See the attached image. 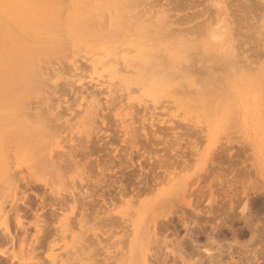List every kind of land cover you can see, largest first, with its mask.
I'll return each mask as SVG.
<instances>
[{"label": "rangeland", "instance_id": "1", "mask_svg": "<svg viewBox=\"0 0 264 264\" xmlns=\"http://www.w3.org/2000/svg\"><path fill=\"white\" fill-rule=\"evenodd\" d=\"M57 1L61 5L62 9L60 19L63 23V26L65 25L66 21V12L68 10H72V8L77 4L83 5L85 9V18L89 14L91 15L92 12L90 10H96V13L98 14L97 22L93 26L95 32L89 37V39H92V41L90 40L88 45H75L73 42H71L70 46H65L66 48H62L65 49V51L63 50L64 52H62L65 57L63 54L61 55L62 50L60 52L45 53L46 55L44 54L42 57L39 56L41 59L40 63L41 65L45 66V69L46 66L49 68L51 67L50 69L47 67V72L49 71L50 74L47 73V75H45L46 78L44 79H46L47 83L44 80L43 86L41 85L43 88L41 87L40 89L39 87L38 89L40 90L36 89L33 92L28 93V95H26L27 97H23L22 100H14L15 102L10 101L7 103L0 100V227H3L5 221L9 222L8 227L14 236L12 241L10 239L6 241L5 238L0 241V264H52L53 258L59 259L62 258V256L64 258L65 264H109L113 260L112 258L109 259L110 252H112V255H114V252L120 248L121 245L119 240H121L122 234H124L127 229V231L130 230L129 226L128 228L123 227H127L126 225L130 224L129 217L133 215V213L135 214L137 210H140V212L143 213V223L150 221L148 220L149 217L152 220L157 216L156 218L158 222L159 219L161 222V218H163V221L169 218V220H165L167 222L164 223L166 224L169 222L166 225H168L170 229H167L166 225L161 226L160 224L162 223L160 222L157 224V226L159 225L162 227L161 231H163L159 233L157 231L159 226L157 227L156 231L159 233L158 236L160 239H163L160 241V244L165 246V244H167L166 241L168 240L172 242L178 240L179 242L177 241L178 243L176 242L175 245L179 244V246L177 245L178 249H175L179 251V247L181 246L183 251H186L183 252L185 256L181 252L182 258L185 259L178 257L179 255L174 257V255L169 252L172 248H174L172 247L173 245H171L172 242L169 243L168 241V249L164 246V248L161 246L162 250L159 247V244L158 247L160 248L159 250L161 252L157 249L158 247L156 248V251H158V253H162L163 251V253H165V257L162 256L164 259H166L168 255H172L168 256L167 259L169 260L166 259L167 261L162 259L160 255V262L163 260L164 264H211L212 260H214L217 255H214L215 252L219 253L218 256H220L219 258H221V260L219 259L220 262L217 261L216 263V257L214 263L212 264H264V141H262L264 140V81H261L257 78L258 73H260L259 69L264 67L263 61H260V59L256 58L258 56L254 55L257 61H260V63L258 62L259 64L257 63V67L259 68L257 71L256 69H252L253 72L255 71L254 73L252 72L250 68L251 66H248V61V64L245 67L246 69H235L238 67L235 65L236 67L232 71L236 75V70H238L239 72L237 75H228L229 73L225 71L226 68V70L230 68L228 67L227 63L226 65L221 64V66L220 62H216L217 60H214L215 62L211 60L215 57L212 58L210 54H214L215 52L219 57H227L228 53L234 49L232 46L233 44L230 45L233 43L231 35L226 33L223 38L212 41L210 38L207 39V34V37H204L205 34L202 33V37H200V32H191V34L189 33L190 35H187L189 39L194 36L196 37L195 33H197L199 36L195 39L192 38V42L186 40V42L188 41L189 44H192L187 46L189 47V49L187 48L189 51H187L190 52L191 50V52L196 53L200 60L195 57L196 54L193 56V53L190 52L187 60L179 63L175 62L176 58L180 57L179 53H182L184 50H186V47L184 49V46L188 44L187 42V44L184 45L186 42L181 40L183 38L181 37L183 34L180 36V33H176L175 27H180L179 31L178 28H176V31L180 32L181 28L184 29L185 27H190V25H195L198 23V21L200 22L203 18H206L207 14L211 17V19L219 17L221 21L225 20L228 14L229 20L233 17V15H230L233 13H230L229 9L231 8L232 10L234 8V3H236L237 0L236 2L235 0H232L234 3L231 1L228 3L229 0H145V2L141 5L138 3L140 0H138L136 3L139 5L137 4L134 9L132 7V4H134L131 2L132 0L130 2H127V0L125 2H127V5L132 7L133 10H130L129 8L130 11L125 10L126 12L124 13L122 12L124 9L122 11L116 9L114 5L116 0ZM226 2L228 5H225ZM240 2H242V0H239V3ZM246 2L248 3L249 0ZM255 2L259 3V6ZM260 2L259 0H254L255 4L253 2H249L253 7L252 8L249 5V17L251 19L248 18L244 24H252L251 26L254 24L256 25H254L252 28L248 26L250 30L249 28H244L243 31L248 32V35H243L244 37L239 36L240 39L236 38L237 41L239 40L236 42L237 44H240L243 41V46L238 44V46L235 47V50H237L236 52H239V54L240 52L243 53V50L247 51V46H250L252 49H250V47L249 49L253 51H249L248 49V52L245 51L247 54H252L254 51L256 53L257 51L258 53H256V55H259V57L260 55L264 56V22H260L259 24L256 21L258 20L259 22V19H264V0H261ZM128 3L132 4L130 5ZM66 4H69L70 6H67ZM209 4H211L209 9L213 10L210 11L211 14H209V9L205 8L206 5L208 7ZM230 4L233 7H230ZM64 6L66 7L65 9ZM226 7H229V9ZM239 8L241 9V6ZM251 8L252 10L254 9L253 11H256L257 8L258 14L259 11L260 13L262 11V15L259 14L261 18H258L260 16L255 17V13L253 11V13L251 12ZM146 9H149L148 12L150 15L153 13L158 15V17H162L166 14L168 17L172 15L173 19H179L178 23L175 20L177 24L174 23L173 25L175 33L171 35L167 33V37H169L167 38L166 36L162 35L165 31H162V33L158 32V34L153 32V34L155 33V36L159 38H156L157 40L155 39L151 42L146 40V38L143 36L144 34H142V36L135 35L134 37L137 41L134 40L132 43L139 49H142L143 43L146 46H149L154 42L159 44L157 48L156 46L154 47L156 48L154 53H156L158 57L154 58V55H152L150 58V62L155 63V65L152 64L153 66L150 65L151 70L152 67H154V70L150 72L152 74L154 71L156 72L154 73V76L148 74L150 77L148 80V75L142 68L145 65L144 62L140 60L139 56H136V52L129 54L128 60H130L133 55H135V58L128 61L127 64L134 65L136 64L135 62H137L139 65V69H136L139 71L138 75H136L137 80L132 82L133 85L132 83H129L124 86L122 83V87H120V83H118V85L116 83L115 87L112 85V83L115 82L114 80L118 81L119 78L117 79V77L119 76L111 78L108 71H103L101 69L96 71L92 68L91 71L90 66H92V60L94 59L91 58L94 53L91 48H93L95 51H99L101 50V47H103L104 42H112V44L115 45H122L121 48L129 47L128 44H124V41L126 40V38L123 37L124 33L122 35L120 34L122 33L120 28H128L125 26V24H123V22L119 24L118 27L117 24L119 23V20L122 19L121 21L126 22V24L127 21L130 23V29H133V32L130 33H135L136 30L139 31L140 29L135 17L143 14L144 10L146 11ZM207 9L208 11H206V13H200ZM214 9H216L217 13ZM120 11L122 14H119ZM194 12L198 13L196 14V18H194L193 21L189 23H184L183 21L179 22L183 18L182 16L185 14L186 16H195ZM200 14L203 15L200 16ZM212 14L217 16H213ZM223 17H225V19ZM104 19H106L107 22H104ZM169 19H171V17ZM98 20L101 21L98 22ZM152 20L155 21L156 17H154ZM1 21H3V18L0 16V22ZM113 21L116 24H114ZM255 21L256 23H254ZM129 23L127 25H129ZM103 24H105V26L102 28ZM257 24L259 25V28L257 27ZM95 25L98 28L95 27ZM257 28L261 31H259ZM167 30L171 29L169 28ZM118 31H120V33ZM223 31H225V29H223ZM192 33L194 36H191L193 35ZM174 34L176 36L179 34L178 37L181 41L178 38H174ZM111 35H116V37L121 36V38L119 37L120 39L118 38V40H116L114 37L113 41H108V39H113V36ZM169 35L173 37H170ZM255 36L257 38H255ZM247 37L248 39H246ZM174 39H176V41ZM185 39L187 38H184V40ZM256 39H258V41L261 39L262 40L261 42H258ZM252 40L254 41L252 42ZM224 41L225 43L229 42V45H226ZM250 42L253 44H250ZM194 44L198 46L196 48H192ZM200 45L202 48H198ZM210 46L213 48L214 52L209 51L211 48ZM239 46L240 48L243 47L244 49H239ZM197 48L199 49V52L202 50L203 53L200 52L201 56L196 50L192 51L193 49ZM206 51L211 52L209 56L207 55L208 53ZM68 54L69 56H67ZM203 54H205V56L207 55L211 62H208L207 64L206 61L209 59H204L205 56H203ZM241 55H243L242 58L245 59V54ZM254 56L252 55V58L250 56L251 61L253 60ZM75 57L80 61H77L78 59L74 60ZM86 57L88 58L86 59ZM240 57L236 59L239 60ZM256 59L255 62H257ZM262 59L264 60V58ZM73 60L77 61L76 66L79 65V68L82 66L81 69H75ZM157 60L161 62L159 63L160 65H156ZM240 60L243 62L245 61L242 59ZM86 63L89 64V71L87 69L88 66L86 67ZM190 63H194L193 66L192 64L190 65ZM204 63L205 65H203ZM213 63H215L214 66L212 65ZM238 63L240 62L238 61ZM253 65H255V63ZM253 65L252 67H254ZM206 66L208 67L207 70ZM209 66H212V68L210 69ZM223 66L227 67L224 68ZM146 67L148 66L146 65ZM247 67L251 70L253 76H251L252 73H250ZM57 68L63 71L60 70L59 73H56L59 71ZM162 68H164L165 71ZM51 69L53 70V73L55 72L56 74L51 75ZM161 69L163 72L168 71L171 74L172 78L170 79L172 80L173 85L171 90L168 92L164 90H158L157 96L153 98L149 95L148 88L152 84L153 79H155V77L158 76V73L162 71ZM209 69L211 71H208ZM216 70L219 73H217ZM73 71L76 73L80 72L81 74H84V71L87 72L83 76L78 74L77 79L74 77L76 73L74 74ZM206 71H208L207 74L205 73ZM210 72L217 76L218 74H221V77L224 76V72H226L225 75L229 76V78L227 76L226 78L222 77L224 82L223 79H221L222 81L219 80V82H217L218 84L216 83L217 85L214 83V86L210 84L211 82H209V80H205L207 78L210 79V75L208 76ZM98 74H101V76ZM177 74L179 77L174 78V75ZM50 75L52 77H50ZM47 76L50 77L48 81ZM250 77H252V79H249ZM230 78L233 79L230 80ZM200 80H202V82H199ZM106 81H108L106 87H108V85L114 87V90L111 88L112 92L109 91L110 87L106 89ZM143 82L146 85H144ZM220 82L222 84H220ZM202 83L210 85H206V87L204 86L205 84L203 85ZM136 84L144 87L138 88ZM225 84L227 87L229 86V89L224 88ZM220 85L224 86L220 87ZM123 87H125V90ZM130 87L132 89L136 87L137 91H134L136 90L135 88L133 90L134 92H129ZM213 88H215V90H213ZM223 88L225 90L227 89L226 94ZM189 90L190 92L193 90V93L188 92ZM205 90H210L209 92L212 93L209 99L212 98V101H216H209L208 97L206 96L207 91ZM176 91L178 92L175 93ZM230 91L231 93H229ZM127 92L128 95L126 96ZM180 92L184 97L182 95H177L178 93L180 94ZM184 92H186L188 95L186 96ZM227 92L229 95H227ZM209 94L210 93H208V96ZM225 100H227V102L230 104V107L228 108L229 111L227 110L228 112H224V110H222ZM251 100H256L255 102L252 101L255 103V105L251 103ZM162 101L164 104H162ZM227 102L226 106L228 104ZM159 103L162 107H160ZM208 103H210L209 107ZM149 104H151V108L148 106ZM7 105L9 106L7 107ZM85 107H90V110L95 108L97 109V114L93 116L95 122H90V118H85V113H82L83 116H80V111L84 110ZM211 107L213 108L211 109ZM168 108H170V110ZM78 116L81 119L78 118ZM77 119L79 122H76ZM83 122H86V127L88 128L87 130L90 131L92 136L91 143L88 145V148L91 150L92 154L90 155L89 159L90 163L87 164L86 167L83 166L86 159L81 155H76V152L74 153L76 155L75 156L72 152L74 151L72 149H74L75 143H78L77 140H79V134H71V131L74 130V132H76L79 124L83 125ZM87 123L89 125H87ZM69 124H72L74 127L71 131L69 127L72 129V126ZM91 126L93 127L92 129ZM35 130L41 131V137L38 138L37 142L34 141L32 144H30V138L32 137V134L35 133ZM74 135V140L76 142L69 141L72 136L74 137ZM84 137L83 139L87 140ZM58 143L61 144L62 148H58L56 146ZM82 143L85 144L84 141ZM31 146L33 147L31 148ZM51 149H55V151L57 150L56 153L58 154L54 155L53 153L54 156H60L57 159L56 157H53V162L48 160V158H45ZM70 149L72 151H70ZM59 150L61 154H59ZM32 151H34V154L37 155V159H42V162L38 163L39 166L38 164H35L33 169H29V167L34 162V160H32V156H34L31 153ZM71 153L74 155V157L71 155ZM62 154L65 155L61 156ZM70 155L72 158H76V160L73 159L72 161V158L69 157ZM65 156H68L67 158H70L71 160L65 159L69 162L64 161L63 157ZM159 159H166V162L170 159L175 160V162H172V160L170 161L171 167H169V163L167 165L168 170L172 171V173L174 172V176L172 175V178L174 179L170 181V178L167 176L164 178L163 184L164 168L159 169V164H156V169L155 167L153 168V166L152 169L150 167L151 163L152 165L154 163V166H156L155 163L158 162ZM58 160L60 163L57 162ZM177 160L179 161L178 163H180V165L177 163ZM97 161L100 162L99 164L108 161V168L113 171H117L118 175H121L122 172L125 175L127 173L129 174V172H133L132 174H135H129L130 177H133L134 179H130L129 175L125 176L126 178H129V180L128 178L123 180V184H127L128 186V188L125 186L127 188L126 192L127 190L131 191L130 193L127 192L129 193L128 195L127 193L126 195L124 194V196L118 195V198L113 200L115 205H109L111 200L108 202L107 198L106 200L108 204L106 205L102 200V197L98 196L100 193H102V190L111 185V180H115L116 176L106 174L103 178L100 169H103L104 166H97ZM171 164L177 165L176 168L172 167ZM208 167L210 170H208ZM10 168H12L13 171ZM5 170H7L8 173H6ZM159 170H161L162 173H159ZM11 171L15 174L13 175ZM207 172L208 175L210 172V177H207ZM9 174L13 175V178L9 177ZM32 174H35L37 177L44 178L47 181V185H41L39 189H36L35 184L33 185L34 180L31 179ZM160 174H162V176ZM28 175L31 176L29 177ZM154 175H159L160 178H157L158 176L155 178ZM100 176L102 180H105L106 184L102 190L100 189L95 191L94 196L92 197L89 194L90 192L93 193V181L98 179ZM81 177H83V179H81ZM143 177L149 179L142 180L145 179ZM153 178L156 179L155 181L157 183ZM142 181H148V185L151 184V186H147L146 184V187L151 188L149 191H147L148 189H142V186L138 189L132 190V187L134 186H145L143 183L146 182ZM173 183L175 184L173 185ZM188 183L190 185H188ZM117 184L118 182L116 185ZM30 185H33L35 189H33V187ZM198 185L199 190H196L195 187ZM200 185L201 188L202 185H205V187L203 186L205 189V193L203 192L204 194L201 193L204 191V189H201V191ZM210 186L214 191V202L211 206L213 207V204H215L216 209L211 207L210 210H213V213L209 211V214H205L204 212L208 210L207 207H210L208 204L210 194H207L206 196V192H209V190L206 188ZM216 186L217 188L222 186L220 193L219 191L217 192V189H214ZM220 187L218 190H220ZM137 190H145V192L143 191V194L141 192V194L137 192V194L141 195L138 197V195L135 194ZM69 191H75L74 195L77 199V207L75 208H72L74 204V198H72L73 196L68 193ZM194 191H196V193H200L201 196L199 194L197 195L201 198L197 197V195L195 196ZM56 192L68 196L67 199H69V204L64 206L63 213H60V210L58 209L56 212L57 214L52 215L55 205L51 203V200L54 199L53 195ZM114 192L115 191L112 193ZM191 192H194V195ZM221 193L224 194V197ZM104 194L107 196V192ZM191 194L197 198L192 197ZM202 195H204V198ZM43 196L45 197L44 203L42 202L41 198ZM136 197L137 199H135ZM170 198L171 201L176 198L178 199L176 205L173 203L176 201L174 200L171 202ZM195 199H197V201L204 200V203L202 202L199 204V202H197ZM150 200L156 201L157 204L155 207H158V203H160V207L156 208L155 212L152 213L151 216H149L150 211L145 212L141 207V203H145ZM189 200H191L192 204L196 203V206L197 204L198 206H189L187 204ZM82 201L85 202L83 206L81 205ZM231 202L233 205L230 208L229 205ZM247 202L249 203L250 208L248 207ZM16 203L20 205L18 206ZM245 203H247L248 212L245 211L247 215L244 213L246 216H243L241 207ZM162 204H166V206L164 207ZM180 204L182 205V208L179 211H176L175 208L177 207L178 209V207L181 206ZM161 205L164 207V209ZM170 205L172 206L171 208ZM3 206H5L6 209H4ZM14 207H16L15 209L18 210H16L17 212H20L19 218H17V212L15 213L13 210ZM108 207H111L110 210H112V214H109L110 210ZM202 207L206 208L200 213L199 209ZM2 208L6 212H4ZM173 209L175 210L174 215L171 212ZM182 209H184L185 212H182ZM176 212H180V215L184 214L183 216L187 214V217L185 216V219H183L184 217L181 218ZM3 213L5 214L4 216ZM7 213L8 218L5 220ZM111 215L113 217L115 216V218L112 219L114 222H111L109 219V216ZM166 215H173L171 216L172 220H170V217H167ZM206 216L211 217L206 218ZM138 217V214L135 215V218ZM246 217L247 219H245ZM178 218L183 221H180ZM249 218H251L250 222ZM125 219L129 220V222H125ZM205 219L207 220L206 223ZM216 219H222V226L220 225L219 220ZM185 220L190 223V227L194 225L192 226L193 228H191V230L189 229L190 232L186 229V227L184 228L185 225L183 222H185ZM18 221H22V224H18ZM249 223L251 224L249 225ZM169 224L171 225L169 226ZM216 224L219 227L215 228ZM163 227H165V231L163 230ZM213 228L215 229L213 230ZM176 229L178 231H176ZM215 230L216 232L219 230L218 233L220 232V236L215 232ZM0 231H2L1 228ZM176 232H178L177 235ZM191 232H193L192 235ZM166 233H168V237ZM211 235L214 237L213 239L215 242ZM209 238L213 240L211 243H209ZM216 240L218 241L216 242ZM123 243L124 242H122V244ZM216 243L217 245L215 246ZM195 245L196 249L194 248ZM2 250L6 253L5 256L1 255ZM198 251L202 253V255H200ZM220 251H222V253ZM193 252L196 254L195 256L193 255ZM203 253L206 255L203 256ZM211 254H213V257H210ZM60 255L61 257H59ZM197 255L203 259L206 257L208 258V256L210 258L208 260L205 259L207 261L203 263L205 260L198 257L196 258ZM190 259L191 261H189ZM58 263H61V261L59 260ZM112 264H117V262H112Z\"/></svg>", "mask_w": 264, "mask_h": 264}, {"label": "bare ground", "instance_id": "2", "mask_svg": "<svg viewBox=\"0 0 264 264\" xmlns=\"http://www.w3.org/2000/svg\"><path fill=\"white\" fill-rule=\"evenodd\" d=\"M62 1V0H61ZM64 1V0H63ZM65 1H67V0H65ZM125 1H127V0H116V2H115V7H116V9H118V10H123L124 9V11H122L123 13L124 12H126L125 10H127V11H130V10H133L136 6H137V4L139 3L140 5L142 4V3H144L145 2V0H140V2H138V0H128L127 2H132V3H134V4H132V3H128V4H132L133 6V9H132V7H130L129 5H127V2H125ZM180 1V0H179ZM212 1V0H211ZM225 1V0H224ZM223 1V2H224ZM233 2L234 3V1H232V0H229L228 1V3L229 2ZM241 1V0H240ZM246 1H248V0H242V2H240L239 3V0H237V2H236V0H235V2L237 3H234V8L231 10V8L229 9V7H226V8H228L229 9V12L230 13H233V14H230V15H233V17L231 18V19H229L228 20V14L227 13H229V12H227L226 14H227V18L225 19V17H223L225 20H222L221 21V19L219 18V17H215V18H213V19H211V17L210 16H208V14H207V17L206 18H203L200 22L198 21V23H196L195 25H190V27H185L184 29H182L181 28V30H180V32H178L179 31V28L178 27H175V32L176 33H180V36H181V34H183L181 37H183L181 40L182 41H185L186 42V40H189V41H191L192 42V38H196V37H198L199 35H201L200 37H202V33L203 34H205V36L204 37H207L208 36V38L207 39H212V41L214 40H219V38L221 39V38H223V36L224 35H226V33H228L229 35H231V37H232V41H233V43H231L230 45H232L233 46V48L234 49H232V51H230L229 53H228V56L226 57H219V56H217V53H215L214 52V50H213V48L211 47L210 49H209V51H211V52H214V54H212L211 52H208V51H206L208 54V56H209V54H210V56L212 57V58H216V56H217V58L215 59H211L212 61H216V62H220V65L221 64H224V65H226V63H227V65H228V67H230L228 70H226L225 69V71L227 72V73H229L228 75H230V74H232L233 76H236L237 75V73L239 72L238 70H242L243 68L244 69H246L245 67L247 66V64H248V61H249V64H248V66L251 68V70L252 69H256V71H257V69H259L258 67H257V65L260 63V61L262 60L263 61V65H264V60L262 59V58H264V56H261L260 55V57H259V55H256V53H258L257 51H256V53H255V51L251 54V53H246V52H248V49H249V47L247 46V51L246 50H243L244 52L243 53H241L240 52V54H239V52H236L237 50H235V47L236 46H238V44L236 43V42H238L237 41V39L239 38V36L240 37H242L243 35H248V32H245V31H243V29L244 28H249V27H254V25H256V24H254V23H256V21H257V23H259L260 24V22H264V21H262V20H264V19H262L261 18V16L259 15V14H261L262 13V11H261V13H260V11H259V14L257 13V8H256V11H253L252 10V5H250V3L249 2H253L254 3V0L253 1H250L249 0V2L247 3ZM258 1V0H257ZM261 0H259V2H260ZM87 2V1H86ZM136 2H138V3H136ZM91 3V2H90ZM136 3V4H135ZM228 3L226 2V4L225 5H228ZM257 5L259 4V3H257V2H255ZM254 3V4H255ZM261 3V2H260ZM64 4V3H63ZM69 4L71 5V3L69 2ZM69 4H66L67 6L69 5ZM138 4V5H139ZM214 4V3H213ZM232 4V3H231ZM230 4V7L232 6ZM237 6H236V5ZM241 4V5H240ZM65 5V6H66ZM69 5V6H70ZM88 5V4H87ZM210 5V6H209ZM208 5V7H207V5H206V7L205 8H208L209 9V7H211V4H209ZM223 5V4H222ZM252 7L251 8V12L253 11L254 13H255V17H257V16H260V17H258V18H261V19H259V22H258V20H256L253 24V26H251V25H247V23H246V25L244 24L246 21H247V19L249 18V19H251L250 17H249V12H250V10H249V7L250 6ZM264 5V4H263ZM64 6V9L66 8ZM241 6V9L239 8V7ZM259 6V5H258ZM107 7V6H106ZM222 7V6H221ZM233 7V6H232ZM128 8V9H127ZM129 8H130V10H129ZM213 8H214V6H213ZM208 9L207 10H202L203 12H200V13H206V11H208ZM223 9V8H222ZM227 9V10H228ZM84 7H83V5H81V4H77V5H75L73 8H72V10H68L67 12H66V18H65V25L63 26V23H62V21H61V19H60V15H61V11H62V9H61V5L59 4V2L57 1V0H0V16L3 18V21H1L0 22V100H2V101H4V102H10V101H12V102H15L14 100H19V99H21L22 100V98L23 97H25L26 95H28V93H30V92H33L34 90H36V89H38L39 87H40V89H41V87L43 86V84H44V80H45V82H46V79H44V78H46L45 77V75H47V73H49L50 74V72L48 71L47 72V67L48 66H46V69H45V66L44 65H41V59L39 58V56H41L42 57V55H44L45 53L47 54V53H50V52H60L61 50V55L63 54L62 52H64L65 51V49H62V48H66L65 46H70L71 45V42H73L75 45H88L89 44V42H90V40L92 41V39H89V37L91 36V35H93L94 34V32H95V29H93L94 27V24L97 22V13H96V10H90L92 13H91V15L89 14L86 18L84 17L85 16V12H84ZM149 10V9H148ZM148 10L146 9V11L144 10V12H143V14H141L140 16H136L135 17V19H136V21L138 22V26H139V31L138 30H136L135 31V33H130V32H133V29L131 28L130 29V23L127 21V24L129 23V25H127L126 24V22H124V21H121V20H119V23L117 24V27H118V25L119 24H121L122 22H123V24H125V26L128 28V29H125V28H120V30L122 31V33H120V31H118L121 35L123 34V37L124 38H126V40L124 41L125 43L124 44H128L129 45V47H126V48H121L122 47V45H115V44H112V42H109V43H107V42H104V45H103V47H101V50H99V51H95L93 48H91L92 49V51H94V53H93V55L91 56V58H94L93 60H92V66H90V68H91V71H92V68L94 69V70H96V71H98V70H103V71H108V73H109V76L111 77V78H113V77H115V76H119V77H117V79L119 78V82L118 81H116V80H114L115 82L114 83H112V85H116V83H117V85H118V83H120L119 85H120V87H122V83L124 84V86L126 85V84H129V83H132V82H134V81H136L137 80V76L136 75H138V70H136V69H139V65L137 64V62H135L136 64H134V63H132V64H134V65H130V64H127L128 63V61H130V60H132L133 58H135V55H133L131 58H130V60H128V58H129V54H132V53H135L136 52V56H139V58H140V60L141 61H143L144 62V66L142 67L143 68V70L146 72V74L148 75V74H150L151 76H154V73L156 72V71H154L153 72V74L151 73L152 72V70H154V67H152V70L150 69V67L151 66H153L152 64H154L155 65V63L153 62H150L151 60H150V58L152 57V55H154V58L155 57H158L157 55H156V53H154V51H155V49L157 48V46H159V44L158 43H151L149 46H146L144 43H143V45H142V49H139L138 47H135L134 46V44L132 43V41H137L136 40V38L134 37L135 35H141L142 36V34H144L143 36L146 38V40L147 41H154L156 38L158 39L159 37H157V36H155L156 34H158V32L159 33H162V31L164 32L162 35H164V36H168L167 35V33L168 34H173V33H175L174 32V27H173V25H174V23L175 24H177L178 23V20L179 19H173V16L171 15V16H169L168 17V15L166 16V14L165 15H163V16H165V17H158V15H155V14H149V12H148ZM215 11H216V9H214ZM218 10V9H217ZM260 10H261V8H260ZM119 12V14L121 13L122 14V12ZM210 11H213L212 9H209V14H211V12ZM219 11V10H218ZM112 12H113V10H112ZM199 12V11H198ZM197 12V13H198ZM252 12V13H253ZM65 13V12H64ZM64 13H63V15H64ZM196 12H194V15L195 16H193V15H188V16H186V14L184 15L185 16V18H184V16H182L183 18V20L181 19V21H179V22H184V23H189V22H191V21H193L194 20V18H196V14H197ZM213 14H215L214 12H212ZM216 13H217V11H216ZM223 13V12H222ZM222 13H221V15H222ZM191 14V13H190ZM193 14V13H192ZM203 14H200V16H202ZM212 14V15H213ZM225 14V13H224ZM62 15V16H63ZM199 15V14H198ZM198 15H197V17H198ZM211 15V16H212ZM262 15V14H261ZM160 16V15H159ZM213 16H217V15H213ZM154 17H156V20L155 21H153L152 19L154 18ZM158 17V18H157ZM171 17V19H169ZM252 17V16H251ZM122 18H123V16H122ZM169 20H168V19ZM177 18V17H176ZM179 18V17H178ZM181 18V17H180ZM106 19H107V16H106ZM106 19H104V22L106 21L107 22V20ZM177 21V23H176V21ZM255 20V19H254ZM261 20V21H260ZM101 20H98V22H100ZM114 22V21H113ZM113 22H112V24H113ZM221 23H224V24H221ZM250 23V22H249ZM114 24H116L115 22H114ZM113 24V25H114ZM122 24V25H123ZM180 24H182V23H180ZM264 24V23H263ZM258 25V24H257ZM103 26H105V24H103L102 25V28H103ZM172 26V27H171ZM249 26V27H248ZM95 27H97L96 25H95ZM167 27H169L171 30H167V29H169V28H167ZM258 28H259V25L257 26ZM263 27V26H262ZM98 28V27H97ZM176 28H178V31H176L177 29ZM256 28V27H255ZM254 28V29H255ZM257 28V29H258ZM223 29H225V31H223ZM256 29V30H257ZM249 30H250V28H249ZM259 30V29H258ZM259 31H261V30H259ZM106 32V31H105ZM129 32V33H128ZM153 32H156V34L154 33L153 34ZM187 32V33H186ZM191 32H200L201 34H197V33H195L196 34V37L194 36V34L193 35H191V36H194V37H192L191 39H189L188 38V36L187 35H190L191 34ZM250 32V31H249ZM253 32V31H252ZM251 32V33H252ZM257 32V31H256ZM139 33V34H138ZM152 33V34H151ZM185 33H186V35H185ZM190 33V34H189ZM251 33H249V34H251ZM262 33H263V30H262ZM206 34H207V36H206ZM161 35V36H162ZM169 35V36H170ZM255 35L257 36V34L255 33ZM111 36H113V39H108V41H110V40H114V37H115V39L116 40H118V38L120 37L121 38V36H117L116 37V35H111ZM159 36V35H158ZM174 36V38H178L179 39V34H177V36L174 34L173 35ZM173 36H170V37H173ZM187 36V37H186ZM255 36V38H257ZM261 36V35H260ZM99 37V36H98ZM227 37H228V35H227ZM244 37V36H243ZM246 37V36H245ZM249 37H250V35H249ZM252 37V36H251ZM258 37H259V35H258ZM100 38V37H99ZM98 38V39H99ZM112 38V37H111ZM119 38V39H120ZM167 38H169V37H167ZM184 38H187V39H185L184 40ZM237 38V39H236ZM260 38V37H259ZM258 38V39H259ZM262 38V37H261ZM97 39V40H98ZM156 39V40H157ZM193 39V40H194ZM206 39V38H205ZM226 39V38H225ZM235 39H236V41H235ZM240 39V38H239ZM245 39V38H244ZM243 39V40H244ZM246 39H248V37L246 38ZM250 39V38H249ZM252 39V38H251ZM258 39H256V41H258ZM115 40V41H116ZM145 40V41H146ZM175 41H176V39H174ZM180 40V39H179ZM180 40V41H181ZM197 40V39H196ZM262 40V39H261ZM261 40H259L258 42H261ZM201 41V40H200ZM235 41V42H234ZM250 41V40H249ZM254 40H252V42H253ZM188 42V41H187ZM187 42L186 43H184V45H186L187 44ZM220 42V41H219ZM227 42V41H226ZM230 42H231V40H230ZM241 42V41H240ZM243 42V41H242ZM241 42V43H242ZM252 42H250V44L252 43ZM257 42V43H258ZM180 43H182V42H180ZM224 43H225V41H224ZM239 44L240 46L242 45L243 46V43L242 44ZM245 43V42H244ZM256 43V44H257ZM146 44H148V43H146ZM191 44V43H190ZM189 44V42H188V44L186 45V46H184V49H185V47H186V50H184L182 53H179V55H180V57L179 58H176V60H175V62L176 63H179V62H182V61H184V60H187V57H189V53L191 52V50H190V52H188L189 50V47H187L188 45H190ZM198 44V43H197ZM226 45H229V42L228 43H225ZM234 44H236V45H234ZM253 44V43H252ZM192 45V44H191ZM255 45V44H254ZM156 46V48H154ZM198 46V45H197ZM195 44H194V46L192 47V48H196L197 47ZM240 46L238 47L239 49H242L243 47H241L240 48ZM257 46V45H256ZM134 47V48H133ZM70 48V47H69ZM188 48V49H187ZM198 48H202V46L200 45ZM197 48V49H198ZM229 48H230V46H229ZM232 48V47H231ZM237 48V49H238ZM258 48V47H257ZM264 48V47H263ZM197 49H193L192 51H197V52H199V49L197 50ZM212 49V50H211ZM219 49V48H218ZM238 49V50H239ZM244 49V48H243ZM246 49V48H245ZM250 49H252V47H250ZM249 49V51H253V50H250ZM64 50V51H63ZM68 50V49H67ZM181 50V49H180ZM188 50V51H187ZM229 50V49H228ZM254 50H256V49H254ZM71 51V50H70ZM240 51V50H239ZM242 51V50H241ZM246 51V52H245ZM259 51V50H258ZM260 51H261V49H260ZM259 51V52H260ZM188 52V53H187ZM200 52L201 53H203L202 52V50H200ZM198 53L199 55L201 54V53ZM231 52H233V53H231ZM70 53V52H69ZM191 53H193V56L196 54V53H194V52H191ZM238 55H237V54ZM255 53V54H254ZM45 54V55H46ZM66 54V53H65ZM158 54V53H157ZM241 54H245L244 55V58L245 59H243L242 58V56L243 55H241ZM249 54H250V56H251V58H252V55L254 56H258V57H256V58H258V59H260V61L258 60L257 61V59L255 58V56L253 57V60L251 61L250 59V56H249ZM259 54H261V53H259ZM59 55H60V53H59ZM64 55V54H63ZM156 55V56H155ZM159 55V54H158ZM188 55V56H187ZM205 56V54H203V56H205L204 57V59H209L210 60V58L208 57V56ZM240 55H241V57H240ZM248 55V56H247ZM67 56H69V54L67 55ZM192 56V55H191ZM192 56V57H193ZM201 56V55H200ZM64 57H65V55H64ZM195 57H197V54H196V56ZM229 57V58H228ZM240 57V59H242V60H245L244 62L243 61H241L240 59L238 60V59H236V58H239ZM262 57V58H261ZM88 57H86V59H87ZM202 58V57H201ZM256 59V61L257 62H255V59ZM76 59H78V58H76L75 57V59L74 60H76ZM192 59V58H191ZM197 59H199L200 60V58L199 57H197ZM204 59H202V60H204ZM73 60V62H74V64H75V69H78L79 67V65H77L76 66V62L77 61H80L79 59L77 60V61H74ZM206 61L207 62V64H208V62H211V60L210 61ZM214 61V62H215ZM238 61L240 62V63H238ZM241 62H242V64H244V65H242L241 64ZM259 62V63H258ZM141 63V62H140ZM157 64L156 65H158L159 63H161V62H159L158 60H157V62H156ZM230 63V64H229ZM246 63V64H245ZM255 63V65H253ZM258 63V64H257ZM88 63H86V67H87V69L89 68V64L87 65ZM192 63H190V65H191ZM194 64V63H193ZM193 64H192V66H193ZM214 64L215 63H213L212 65L214 66ZM217 64V63H216ZM219 64V63H218ZM239 64H240V66H239ZM72 65V64H71ZM146 65L148 66V67H146ZM151 65V66H150ZM160 65V64H159ZM183 65H184V63H183ZM203 65H205V63L203 64ZM210 65H211V63H210ZM235 65H237L238 67H236ZM252 65L255 67H252ZM43 66H44V68H43ZM222 66V65H221ZM231 66H232V69H231ZM242 66H244V67H242ZM72 67V66H71ZM82 67V66H81ZM81 67L79 68V69H81ZM85 67V68H86ZM207 67V66H206ZM210 67V69L212 68V66H209ZM224 67V66H223ZM225 67H227V66H225ZM224 67V68H225ZM236 67V68H235ZM44 70H43V69ZM51 68V67H50ZM49 67H48V69H50ZM60 68V67H59ZM199 68H201V67H199ZM214 68V67H213ZM223 68V69H224ZM238 69V70H236L237 72H236V75L233 73V69ZM264 68V67H263ZM259 69V71H260V73H258V75H257V78L259 79V80H261V81H264V69ZM54 69H56V68H54ZM58 69V68H57ZM73 69V68H72ZM83 69V68H82ZM86 69V70H87ZM164 71H165V69L164 68H162ZM161 69V70H162ZM208 69V67L206 68V70ZM208 70V71H211V70ZM216 69H217V67H216ZM247 69H249L248 67H247ZM52 70V69H51ZM50 70V71H51ZM59 70V69H58ZM57 70V71H58ZM61 70V69H60ZM60 70L58 71V72H56V73H59L60 72ZM66 70V69H65ZM90 69H88V71H89ZM161 70H158V71H161ZM163 70L161 71V72H157L158 73V76L157 77H155V79H153V81H152V84L150 85V87L148 88V91H149V95L150 96H152L153 98H155L156 96H157V91L158 90H164V91H170L171 90V88H172V80L170 79V78H172L171 77V74L168 72H163ZM187 70V69H186ZM199 70H202V69H199ZM205 70V69H204ZM218 70V69H217ZM217 70H216V72H217ZM220 70V69H219ZM251 70L249 69V71H250V73H252L253 72V70H252V72H251ZM61 71H63V70H61ZM67 71V70H66ZM151 71V72H150ZM208 71H206L205 73L207 74V72ZM229 71V72H228ZM235 71V70H234ZM74 72V71H73ZM80 72H81V70H80ZM76 73V72H74V74L76 73V75H74V77H78L77 75L79 74H81V73ZM87 71H84V74H81V76H83V75H85V73H86ZM185 72V71H184ZM226 72H224L225 74H226ZM255 72V71H254ZM253 72V73H254ZM55 72L53 73V70L51 71V75H54V74H56ZM63 73V72H62ZM204 73V74H205ZM214 73H215V71H214ZM212 74L211 72L208 74V76H209V78L210 79H205V80H209V82H211L210 84L211 85H214L215 86V84L217 83V82H219V80H221V79H223L222 77H224V78H226V76L227 75H225L224 73H222V74H224V76H220L221 74H218V76L217 75H215V74ZM217 73H219V72H217ZM253 73H252V75L251 76H253ZM48 74V75H49ZM182 74V73H181ZM50 75V77H52ZM99 76H101V74H98ZM147 75H146V78H147ZM250 75V74H249ZM173 76V75H172ZM176 76V77H175ZM207 76V75H206ZM50 77H48L47 76V81L50 79ZM86 77V76H85ZM97 77V76H96ZM177 77H179L178 76V74L177 75H174V78H177ZM205 77V76H204ZM228 78H229V76H227ZM232 77V76H231ZM95 78V77H94ZM78 79V78H77ZM101 79V78H100ZM99 79V80H100ZM148 80L150 79V77H149V75H148V78H147ZM202 79V78H201ZM231 79H233V78H230V80ZM249 79H252V77H250ZM102 80H103V78H102ZM101 80V81H102ZM110 80H112V79H110ZM234 80H236V79H234ZM174 81V80H173ZM222 81V80H221ZM43 82V83H42ZM103 82V81H102ZM107 82L108 81H106V84L105 83H103V84H105V87L107 86ZM199 82H202V80H200ZM206 82V81H205ZM223 82H224V79H223ZM247 82H251V81H247ZM260 82V81H259ZM42 83V84H41ZM47 83V82H46ZM206 83H208V82H206ZM215 83V84H214ZM139 84V83H138ZM143 84H144V82H143ZM203 85L205 84V83H202ZM209 84V85H210ZM218 84V83H217ZM216 84V85H217ZM220 84H222L221 82H220ZM250 84V83H249ZM255 84V83H254ZM42 85V86H41ZM132 85H133V83H132ZM137 85V84H136ZM144 85H146V84H144ZM192 85H193V83H192ZM207 84H205L204 86H206ZM209 85H207V86H209ZM259 85V84H258ZM257 85V86H258ZM182 86V85H181ZM206 86V87H207ZM224 85H220V87H223ZM248 86V85H247ZM254 86V85H253ZM261 86V85H260ZM104 87V88H105ZM108 87H110V90L109 91H111L112 92V90H111V88H113V90H114V87H111V86H109L108 85ZM108 87H106V89H108ZM116 87V86H115ZM118 87V86H117ZM132 87V86H131ZM130 87V90H129V92H136L137 91V88H136V90H134L135 88H131ZM134 87V86H133ZM137 87L138 88H143L144 86H139V85H137ZM216 87H219V86H216ZM235 87V86H234ZM43 88V87H42ZM125 87H123V89H124ZM224 88H227V89H229V86L227 87L226 86V84H225V86H224ZM223 88V89H224ZM249 88V87H248ZM250 88H251V86H250ZM249 88V89H250ZM259 88V87H258ZM261 88V87H260ZM264 88V87H263ZM40 89H38V90H40ZM209 89V88H208ZM227 89L225 90V94H226V91H227ZM120 90V89H119ZM125 90V89H124ZM134 90V91H133ZM178 90V89H177ZM213 90H215V88H213ZM220 90H221V88H220ZM179 91V90H178ZM178 91H176L175 93H177ZM192 92H190V90L188 91V92H190V93H193V90H191ZM205 91H207V94H206V96L208 97V99H209V97H211V93L212 92H209L210 90H205ZM212 91V90H211ZM223 91V90H222ZM253 91V90H252ZM258 91V90H257ZM260 91V90H259ZM182 92V91H181ZM181 92H180V94L178 93L177 95H182L183 94V92H182V94H181ZM195 92V91H194ZM199 92V91H198ZM197 92V93H198ZM214 92V91H213ZM189 93V94H190ZM208 93H210L209 94V96H208ZM229 93H231V91L229 92ZM250 93V92H249ZM184 94H186V96L188 95L186 92H184ZM196 94V93H195ZM201 94V93H200ZM128 95V92H127V94H126V96ZM132 95V94H131ZM227 95H229L228 94V92H227ZM227 95H223V96H227ZM238 95V94H237ZM249 95H252V94H249ZM183 96V95H182ZM218 96H221V95H218ZM27 97V96H26ZM184 97V96H183ZM194 98V97H193ZM223 98H226V97H223ZM252 99V98H251ZM258 99V98H257ZM164 100V99H163ZM168 101V100H167ZM209 101H212V98H210L209 99ZM214 101H216V100H213L212 102H214ZM252 101H254V100H251V103H253L254 105H255V101L254 102H252ZM226 102H227V100H225V103H223V106H222V110H224V112H228L229 111V103L227 104V106H226ZM257 102H259V101H257ZM216 103V102H215ZM160 104V103H159ZM162 104H164V102L162 101ZM210 103H208V107L210 106L209 105ZM220 104V103H219ZM262 104V103H261ZM151 104H149L148 106H150ZM9 105H7V107H8ZM90 106V105H89ZM172 106V105H171ZM170 106V107H171ZM160 107H162L161 106V104H160ZM165 107H167V106H165ZM260 107H261V105H260ZM259 107V108H260ZM148 108V107H147ZM146 108V109H147ZM150 108H151V106H150ZM159 108V107H158ZM172 108H173V106H172ZM213 107H211V109H212ZM224 108V109H223ZM160 109V108H159ZM169 110H170V108H168ZM263 109V108H262ZM96 108L95 109H93V110H90V107H85V109L84 110H81L80 112V116H83L82 115V113H85L86 114V116H85V118H90V122L91 121H93V122H95V120H94V115L95 114H97V112H96ZM226 110V111H225ZM228 110V111H227ZM168 111V110H167ZM167 111H165V112H167ZM164 112V113H165ZM180 113H182V112H180ZM179 115H181V114H179ZM185 115V114H184ZM78 118H80L79 116H78ZM81 119V118H80ZM85 120V119H84ZM167 120H170V119H167ZM76 121V120H75ZM74 121V122H75ZM76 122H79L78 121V119H77V121ZM76 122H75V124H76ZM124 122V121H123ZM88 123H89V121H88ZM87 123V125H89ZM73 124V123H72ZM72 124H69V125H71L72 126V129H71V127H69L70 128V131L71 130H73V125ZM75 124H74V126H75ZM83 125H81V124H79V126H78V129H77V131L76 132H74V130L73 131H71V134H73V133H75V134H79V136H78V138H79V140H77V144L75 143V145H74V149H72V150H74V151H72L71 149H70V151H72L73 152V154L75 153L76 155H81V156H83V158H85L86 159V161H85V163L83 164V166L84 167H86L87 166V164H89L90 163V161H89V159H90V155L92 154V152H91V150L88 148V145L91 143V138H92V136H91V133H90V131L89 130H87L88 128L86 127V122H83L82 123ZM90 125H91V123H90ZM76 127V126H75ZM83 128V129H82ZM93 127L91 126V129H92ZM264 129V128H263ZM84 135H85V137H84ZM263 135H264V133H263ZM39 137H41V131L40 130H35V133H33L32 134V137L30 138V144H32L34 141L35 142H37L38 141V138ZM77 137V136H76ZM83 137L84 138H86L87 140H85V139H83ZM74 138H75V135H74V137L72 136L71 137V139L69 140V141H75L74 140ZM263 138V137H262ZM264 139V138H263ZM262 140V139H261ZM84 141V143L85 144H83L82 142ZM262 141H264V140H262ZM62 142V141H61ZM76 142V141H75ZM81 142V143H80ZM80 143V144H79ZM79 144V145H78ZM263 144V143H262ZM76 145H77V147H76ZM58 148L60 147V148H62V146H61V144H57L56 145ZM255 146V145H254ZM33 146H31V148H32ZM72 147H73V145H72ZM75 147H76V150H75ZM31 148H30V150H31ZM264 148V147H263ZM62 150V149H61ZM255 150H257V149H255ZM57 151V150H56ZM56 151H55V149H51L49 152H48V155L45 157V158H48V160H51V162H53V157H56V159L57 158H59L60 156L58 155V157L57 156H54L55 154L57 155L58 153H56ZM64 151V150H63ZM58 152H60V150L58 151ZM66 152V151H65ZM91 152V153H90ZM32 153V155H34V156H32V160H34V162L32 163V165L29 167V169H33L34 167H35V164H38V163H41L42 162V159H37V155H35L34 154V151H32L31 152ZM53 153H54V155H53ZM64 153V152H63ZM264 153V152H263ZM59 154H61V152L59 153ZM74 154V155H75ZM214 154V153H213ZM215 154H216V152H215ZM63 155H65V154H62L61 156H63ZM67 155V154H66ZM71 155H72V153H71ZM71 155L69 156V157H71ZM74 155H72L73 157H74ZM75 155V156H76ZM215 156H217V155H215ZM68 156H65V157H63L64 158V161H66V162H69V161H67V160H69L70 158H67ZM213 157V156H212ZM40 158V157H39ZM72 158V157H71ZM65 159H67V160H65ZM73 159H75L76 160V158H72V161H73ZM213 159V158H212ZM71 160V159H70ZM166 159H159L158 160V162H156L155 163V165L157 164H159V169L161 168H164V177H163V182H162V184L164 183V178L165 177H169L170 178V181L172 180V179H174V178H172L174 175V172L172 173V171H170V170H168V163H169V167H171L170 166V161L172 160V159H170L169 161H165ZM174 160V159H173ZM172 160V162H175V160L173 161ZM180 160V159H179ZM55 161V160H54ZM181 161V160H180ZM56 162V161H55ZM57 162H59V160L57 161ZM107 162L108 161H106V162H104V163H102V164H99L100 162L99 161H97L96 162V165L97 166H99V165H102V166H104V168L102 169H100V172H101V175H102V177L104 178V176L106 175V174H110L111 176H116V179L115 180H111V185H109L107 188H105L104 190H102V188L105 186V180H102V178H101V176L98 178V179H95L94 181H93V184H94V187H93V189H92V192L93 193H91L90 192V194L89 195H91L92 197L94 196V193H95V191H97V190H102V193H100L98 196H101L102 197V200L104 201V203L107 205L108 203H107V200H106V198L108 199V202H109V200H111V202L109 203V205H115L114 203H113V200H115V199H117L118 198V195H120V196H124V194L126 195V193L127 192H129L130 193V191L131 190H127V192H126V189L128 188V186H127V184H123V180H125V179H127L125 176L126 175H129V174H131V175H135V174H132L133 172H129V174L127 173L126 175L122 172L121 173V175H118L117 174V171H113V170H111L110 168H108L109 166H108V164H107ZM179 161L177 160V163H178ZM60 163V162H59ZM59 163H57V164H59ZM122 163V162H121ZM176 163V164H177ZM209 163V162H208ZM63 164V163H62ZM62 164H61V166H62ZM112 164V163H111ZM179 165H180V163H178ZM177 164V165H178ZM60 165V164H59ZM157 165L156 166H154V163H153V165H152V163H151V169H152V166H153V168L155 167V169H156V167H157ZM172 165V167H175L176 168V166L177 165H175V164H171ZM175 165V166H174ZM209 165V164H208ZM38 166H39V164H38ZM11 170H12V168H10ZM208 170H210L209 169V167H208ZM10 171V170H9ZM13 171V170H12ZM12 171H11V173H12ZM153 171H154V169H153ZM207 171V170H206ZM205 171V172H206ZM5 172L6 173H8V171L7 170H5ZM32 172V171H31ZM161 172V170H159V173ZM10 173V172H9ZM162 173V172H161ZM211 173H212V171H211ZM13 175L15 174V173H12ZM150 174V173H149ZM155 174H158V173H155ZM178 174H179V172H178ZM224 174V173H223ZM10 175V174H9ZM13 175H10L9 177H11V178H13ZM161 176H162V174H160ZM173 175V176H172ZM175 175H176V173H175ZM207 175H208V172H207ZM29 177L31 176V175H28ZM147 176V175H146ZM150 176V175H149ZM148 176V177H149ZM155 176V178L157 177V178H160V176L159 175H154ZM14 177H16V176H14ZM125 177V178H124ZM129 177H130V175H129ZM153 177V176H152ZM207 177H210V172H209V175L207 176ZM206 177V178H207ZM224 177V176H223ZM28 178V177H27ZM133 178V177H132ZM131 177H130V179H132ZM143 178H145V179H142V180H147V179H149V178H147L146 179V177H143ZM155 178H153L154 179V181L156 180ZM15 179V178H14ZM31 179H33L34 181H33V185L35 184V187H36V189L38 188H40L41 187V185H44V186H46L47 185V181L44 179V178H41V177H37L35 174H32V176H31ZM81 179H83V177H81ZM134 179V178H133ZM152 179V180H153ZM162 179V178H161ZM128 180H129V178H128ZM18 182V181H17ZM30 182V181H29ZM118 182V184L116 185V183ZM142 182H146V181H142ZM141 182V183H142ZM148 182V181H147ZM143 183V184H145V186L144 185H140L139 187L137 186H134V184H133V186L134 187H132V190L134 189H138V188H140L141 186V188L142 189H148L147 191H149L151 188L149 187H146V184H147V186H151V184L150 185H148V183ZM156 182V181H155ZM154 182V183H155ZM160 182H161V180H160ZM196 182V181H195ZM157 183V182H156ZM158 184H159V182H158ZM175 183H173V185H174ZM187 184V183H186ZM193 184V183H192ZM33 185H30V186H32L33 187ZM152 185H155V184H152ZM188 185H190L189 183H188ZM218 185V184H217ZM116 186V187H115ZM127 188H126V187ZM143 186H144V188H143ZM203 186L205 187V185H202V188H201V185H200V190L202 189H204L203 188ZM35 187H33V189H35ZM136 187V188H135ZM146 187V188H145ZM189 187V186H188ZM197 187V188H196ZM195 187V189L196 190H199V185L198 186H196ZM220 187V186H219ZM219 187L217 188V186H216V188H214L215 190L217 189V192L219 191V193H220V191L222 190V186L220 187V190H218L219 189ZM30 189V188H29ZM154 189V188H153ZM175 189V188H174ZM188 189V188H187ZM190 189V188H189ZM207 190H209V192L207 193L206 192V196H207V194H210V197H209V199H208V204L210 205V207H207V209L208 210H206L204 213L205 214H209V211L210 212H212L213 213V210H210V208L212 207L211 205H212V203L214 202V197H213V194H214V191L212 190V187L210 186V187H208V188H206ZM140 190V189H139ZM139 190H137L136 191V193L135 194H137V192H145V190H143V191H139ZM194 190V189H193ZM201 190V191H202ZM34 191V190H33ZM113 191H115L114 193H112ZM224 191V190H223ZM226 191V190H225ZM86 192H88V191H86ZM105 192H107V196L104 194ZM143 192V193H144ZM151 192V191H150ZM153 192V191H152ZM195 192V196L197 195V194H199L200 195V193H196V191H194ZM194 192H191L193 195H194ZM199 192V191H198ZM205 193V189H204V191H202L201 193ZM226 192H228V191H226ZM256 192V191H255ZM36 193V192H35ZM68 193H70L71 194V196H73L72 198H74L73 199V206H72V208L74 207H77V203H76V198H75V191H69ZM129 193H127V195L129 194ZM140 193V194H141ZM142 193V194H143ZM149 193V192H148ZM203 193V194H204ZM225 193V192H224ZM134 194V195H135ZM140 194H137L138 195V197H139V195ZM177 194V193H176ZM188 194V193H187ZM190 194V193H189ZM191 194V196L192 197H194L193 195ZM218 194V193H217ZM221 194H223V193H221ZM51 195H52V193H51ZM54 199L53 200H51L52 202V204L53 205H55V208L53 209V211H52V215H55V214H57L56 212H57V210L59 209L60 210V213H63V209H64V206L65 205H67V204H69V199H67L68 198V196H66V195H63L62 193H59V192H56V193H54ZM52 196V197H53ZM66 196V197H65ZM133 196V195H132ZM136 196V195H135ZM141 196V195H140ZM155 196V195H154ZM157 196V195H156ZM201 196V195H200ZM200 196H198L197 195V197H200ZM218 196V195H217ZM51 197V198H52ZM197 197H194V198H197ZM202 197L204 198V195H202ZM223 197H224V194H223ZM42 198V202L44 203V201H45V197L43 196V197H41ZM194 198H192V199H194ZM201 198V197H200ZM199 198V199H200ZM207 198V197H206ZM135 199H137V197L135 198ZM168 199V198H167ZM163 200V199H162ZM166 200V199H165ZM176 201V202H173V201ZM174 200H172L171 201V198H170V201L171 202H173V203H175V205H176V203H177V201H178V199L176 198V199H174ZM181 200V199H180ZM196 201H197V199H195ZM206 200V199H205ZM86 201V200H85ZM161 201V200H160ZM201 201V200H200ZM200 201H197V202H199V204H201L204 200H202L201 202ZM230 201V200H229ZM232 201V200H231ZM135 202V201H134ZM137 202V201H136ZM164 202H166V201H164ZM84 201H82V206L84 205ZM179 203H181V202H179ZM204 203V202H203ZM216 203V202H215ZM248 203V202H247ZM247 203H245L242 207H241V212L243 213V216H246L247 214L245 213V211H247L248 212V209H247ZM17 204V203H16ZM16 204H15V206H16ZM156 201H153V200H150V201H147V202H145V203H141V207L143 208L142 210H144L145 212H149L150 213V215L149 216H151V214L152 213H154L155 212V209L156 208H158V207H160L159 205H160V203H158L159 205H158V207H155L156 206ZM183 204V203H182ZM187 204L189 205V206H196V203H194V204H192V202H191V200H189L188 202H187ZM18 205V204H17ZM20 205V204H19ZM18 205V206H19ZM163 205V204H162ZM161 205V206H162ZM181 205V204H180ZM185 205V204H184ZM215 204H213V207L212 208H215L216 207V205L214 206ZM232 205H233V203L231 202V204L229 205L230 206V208L232 207ZM58 206V207H57ZM164 207L166 206V204H164L163 205ZM162 206V207H163ZM168 206H169V203H168ZM179 206V205H178ZM197 206H198V204H197ZM196 206V207H197ZM1 207H2V204H1ZM164 207H163V209H164ZM172 206L170 205V208H171ZM195 207V208H196ZM204 207V206H203ZM201 208V209H199V212L201 213L202 212V210L203 209H205V208ZM248 207L250 208V205H249V203H248ZM3 208L4 209H6L5 208V206H3ZM2 208V209H3ZM16 207H14V211H15V213L18 211L17 209H15ZM18 208V207H17ZM110 208L111 207H108V209L110 210ZM182 208V205L180 206V207H178V209H177V207L175 208V210L177 211H179L180 209ZM194 208V209H195ZM3 209V210H4ZM19 209V208H18ZM216 209V208H215ZM214 209V210H215ZM2 210V211H3ZM17 210V211H16ZM166 210V209H165ZM174 210V209H173ZM173 210L171 211L172 212V214L174 215V213H175V210H174V212H173ZM183 211L182 212H185L184 211V209H182ZM201 210V211H200ZM4 212H6L5 210H4ZM215 212V211H214ZM130 213V212H129ZM128 213V214H129ZM178 215H180V212L178 213V212H176ZM204 213H203V215H204ZM246 215H245V214ZM109 214H112V210H110L109 211ZM115 214V213H114ZM131 214H132V212H131ZM139 215V217L138 218H135V215ZM186 214V213H185ZM197 214L199 215V213L197 212ZM5 214L3 213V216H4ZM17 218H19V215H20V212H17ZM173 215H170V216H167V217H170V220H172L171 219V216H173ZM176 215V214H175ZM184 215V214H183ZM182 214L180 215V217L182 218V217H184L183 219H185V216L187 217V214L185 215V216H183ZM251 215V214H250ZM149 216H147V217H149ZM156 216V215H155ZM158 216H159V214H158ZM205 216V215H204ZM252 216V215H251ZM250 216V217H251ZM110 218V220H111V222H114L112 219L113 218H115V216L113 217L112 215L111 216H109ZM147 217H146V220H147ZM157 217V216H156ZM156 217H154L152 220H151V218L149 217V219L148 220H150V221H146V223H143L142 222V218H144L143 217V213H141L140 212V210H137L136 211V213L134 214L133 213V215H131L130 217H129V220H130V224H128V225H126L127 227H123V228H128V226L130 227V230L129 231H125V233L124 234H122V238H121V240H119L120 242V248L118 249V250H116L115 252H114V255H112V252H110V254H109V259H113L112 260V262L114 263V262H117V264H158L159 262H160V255H161V257L162 256H164L165 255V253H163V251H162V253H160L161 251L159 250L160 248H161V244H160V241L161 240H163L162 238L160 239L159 238V236H158V234L160 233V232H163V231H161L162 230V225L164 226V225H166V224H168V223H164V222H167V221H165V220H169V218L168 219H165L164 221H163V218H161L162 220H161V222H160V219H159V222L160 223H162V224H160L161 226H157V224H159V222L157 221V218ZM179 217V216H178ZM179 217V218H180ZM211 217V216H210ZM209 216L207 217L206 216V218H210ZM248 217V216H247ZM247 217L245 218V219H247ZM8 218V213H7V215L5 216V220ZM178 218V219H179ZM217 218H219V217H217ZM250 219L251 218H249V222H250ZM129 220H127V219H125V222H129ZM180 220V219H179ZM206 220V219H205ZM209 220V219H208ZM214 220V219H213ZM216 220H219V219H216ZM180 221H183V220H180ZM63 222H64V220H63ZM196 222V221H195ZM207 222V220L205 221V223ZM209 222V221H208ZM222 222V219H220L219 220V223H220V225L223 223H221ZM225 222V221H224ZM8 223L9 222H6L5 221V223L3 224V227H0L1 228V230L2 231H0V241L1 240H3L4 238H5V240L7 241V240H13L14 239V236H13V234L11 233V230H10V228L8 227ZM214 223V222H213ZM218 223V224H219ZM18 224H22V221H18ZM183 224L185 225L184 226V228L186 227V229L187 230H191V228H193L192 226H194V225H192L191 227H190V223L189 222H187L186 220H185V222H183ZM195 224H197V223H195ZM226 224V223H225ZM232 224V223H231ZM251 223H249V225H250ZM171 224H169V226H170ZM215 225V224H214ZM214 225H213V227H214ZM183 226V225H182ZM222 226V225H221ZM157 227L159 228L158 230H157ZM166 227H167V229L169 228L168 227V225H166ZM217 227H219V226H217V224H216V226H215V228H217ZM165 227H163V230L165 231V229H164ZM176 228V227H175ZM195 228V227H194ZM215 228H213V230L215 229ZM166 229V230H167ZM170 229V228H169ZM185 229V230H186ZM220 229V228H219ZM159 232H157V231ZM160 230V231H159ZM190 230H189V232H190ZM217 230V229H216ZM216 230H215V232H216ZM123 231V232H124ZM176 231H178L177 229H176ZM193 231V230H192ZM219 231V230H218ZM218 231L216 232V233H218ZM188 232V231H187ZM188 232V233H189ZM214 232V233H215ZM177 233L178 232H176V235H177ZM192 233L193 232H191V235H192ZM215 233V234H216ZM220 233V232H219ZM218 233V234H219ZM163 234V233H162ZM162 234H160V235H162ZM214 234V235H215ZM217 234V235H218ZM235 234V233H234ZM44 235V234H43ZM164 235V234H163ZM162 235V236H163ZM166 235H167V237H168V233H166ZM175 235V236H176ZM189 235V234H188ZM196 235V234H195ZM190 236V235H189ZM219 236H220V234H219ZM165 237V236H164ZM191 237V236H190ZM195 237V236H194ZM211 237H212V239L214 238L212 235H211ZM37 238V237H36ZM193 238V237H192ZM160 239V240H159ZM191 239V238H190ZM210 239V238H209ZM212 239H210L209 240V243H211L213 240ZM217 239V238H216ZM127 240V241H126ZM125 241H126V243H125ZM169 241V243H171L172 241H170V240H168ZM168 241H166L167 242V244H169L168 243ZM178 241V240H177ZM177 241H173L172 243H171V245H173L172 247H174V248H172V249H175V248H177V245L179 246V244H177V245H175V243L177 242ZM194 241V240H193ZM218 240H216V242H217ZM4 242V241H3ZM122 242H124L123 244H122ZM179 242V241H178ZM177 242V243H178ZM214 242H215V240H214ZM214 242H213V244H214ZM181 243V242H180ZM126 246H125V245ZM159 244H160V246H159ZM167 244H165V248H167L168 249V245ZM212 245V244H211ZM217 245V243L215 244V246ZM160 248H159V247ZM162 246V247H163ZM220 246V245H219ZM222 246V245H221ZM126 247V248H125ZM158 247V248H157ZM163 247V248H164ZM196 247V245L194 246V248ZM156 248L160 251L159 253H158V251H156ZM219 248V247H218ZM170 250L169 252L172 254V255H174V257L175 256H178V257H181L182 258V254L185 256V254L183 253V252H186V251H183V248L180 246L179 247V251H177V249H175V250ZM196 249V248H195ZM208 249V248H207ZM214 249V248H213ZM161 250H162V248H161ZM165 250V249H164ZM198 250V249H197ZM191 251H192V249H191ZM207 251H209V250H207ZM167 252V251H166ZM168 252V253H169ZM181 252H182V254H181ZM195 252V251H194ZM193 252V253H194ZM199 252V251H198ZM221 253H222V251H220ZM188 253V252H187ZM186 253V254H187ZM191 253V252H190ZM196 253V252H195ZM193 254L194 256L197 254ZM163 254V255H162ZM199 254L200 255H202V253H200L199 252ZM215 254H217L216 255V257H217V260L215 261L216 263H217V261H219V259L221 260V258H219L220 256H218L219 255V253H217V252H215L214 253V255ZM1 255H3V256H5L6 255V253L2 250L1 251ZM159 255V256H158ZM172 255H168V256H172ZM191 255V254H190ZM192 255V256H193ZM204 255H206L205 253H203V256ZM166 256H167V254H166ZM168 256H167V258H168ZM183 256V257H184ZM199 255H197L196 256V258L198 257ZM208 256V255H207ZM59 257H61V255L59 256ZM165 257V256H164ZM177 257V258H178ZM206 257V256H205ZM204 257V258H205ZM210 257H213V254H211L210 255ZM209 256H208V258L206 257L205 259H209L210 258ZM215 257V256H214ZM216 257H215V259H216ZM57 258V257H56ZM62 258H63V256H62ZM62 258H59V259H55V258H53L52 259V264H65V262H64V258L62 259ZM166 258V259H167ZM170 258V257H169ZM180 258V259H181ZM198 258H201V257H198ZM162 259H164L163 257H162ZM166 259H164V260H166ZM174 259V258H173ZM176 259V258H175ZM179 259V258H178ZM182 259H185V258H182ZM201 259H203V258H201ZM205 259H203V260H205ZM214 259V258H213ZM214 259V260H215ZM59 260L61 261V263H58L59 262ZM167 260H169V259H167ZM166 260V261H167ZM170 260H171V258H170ZM207 260H205L204 262L202 261V260H200V261H202L203 263H205ZM211 260H212V258H211ZM211 260H209V261H211ZM214 260H212V262H211V264L212 263H214ZM173 261H176V260H173ZM178 261V260H177ZM189 261H191V259L189 260ZM256 261H258V260H256ZM112 262H110L109 264H112ZM220 262V261H219ZM189 263V262H188ZM159 264H164V261L162 260ZM166 264H169V263H166ZM173 264V263H172ZM192 264V263H191ZM198 264V263H197ZM210 264V263H209ZM234 264V263H233Z\"/></svg>", "mask_w": 264, "mask_h": 264}]
</instances>
